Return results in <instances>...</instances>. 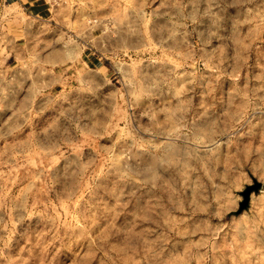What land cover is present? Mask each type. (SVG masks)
Wrapping results in <instances>:
<instances>
[{
  "label": "rangeland",
  "instance_id": "1",
  "mask_svg": "<svg viewBox=\"0 0 264 264\" xmlns=\"http://www.w3.org/2000/svg\"><path fill=\"white\" fill-rule=\"evenodd\" d=\"M48 4L0 27V264H264V0Z\"/></svg>",
  "mask_w": 264,
  "mask_h": 264
},
{
  "label": "crops",
  "instance_id": "2",
  "mask_svg": "<svg viewBox=\"0 0 264 264\" xmlns=\"http://www.w3.org/2000/svg\"><path fill=\"white\" fill-rule=\"evenodd\" d=\"M51 12L52 8H50L48 0H0V27L3 29L4 43L23 44L31 37L32 40H35L38 33L37 27H42L45 21H49ZM35 26L36 30L31 31L30 28ZM39 56L41 57L39 51H8L2 56L8 60L7 67L1 68L0 72L7 73L9 71L8 74L21 70L27 72L26 67L15 64L14 60L39 58ZM27 94L31 97L29 92ZM23 99H27V97L24 96Z\"/></svg>",
  "mask_w": 264,
  "mask_h": 264
}]
</instances>
